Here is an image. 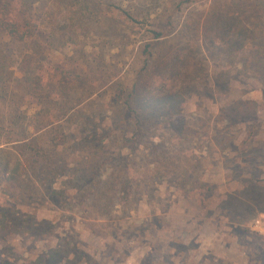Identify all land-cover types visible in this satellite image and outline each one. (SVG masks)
<instances>
[{
  "label": "rangeland",
  "instance_id": "rangeland-1",
  "mask_svg": "<svg viewBox=\"0 0 264 264\" xmlns=\"http://www.w3.org/2000/svg\"><path fill=\"white\" fill-rule=\"evenodd\" d=\"M236 1L33 0L35 15L72 39L42 58L51 97L21 108L28 113L24 127L45 141L53 122L66 130L62 156L72 171L86 175L99 201L119 177L139 182L142 194L137 208L125 214L118 206L111 218L97 219L86 208V214L75 212L81 194L73 188L65 207L51 194L69 178L36 180L18 144H7L20 131L12 121L21 92L0 99V264H264V235L252 225L264 215V65L251 62L241 70L240 63L252 51L264 54V0ZM88 7V14L62 13ZM119 9L137 20L124 19ZM243 27L260 45H246L223 61L225 53L215 48L226 47L224 38L239 43ZM154 29L165 37L156 40ZM148 44L153 49L146 53ZM26 48L16 42L5 47L14 78L22 76L15 68ZM171 53L183 61L179 82L156 71ZM144 69L167 90L186 89L172 121L177 129L185 123L194 128L184 148L166 118L160 130L137 124L143 102L128 96L143 82ZM59 104L65 108L60 114ZM181 153L179 168L165 164Z\"/></svg>",
  "mask_w": 264,
  "mask_h": 264
},
{
  "label": "trees",
  "instance_id": "trees-1",
  "mask_svg": "<svg viewBox=\"0 0 264 264\" xmlns=\"http://www.w3.org/2000/svg\"><path fill=\"white\" fill-rule=\"evenodd\" d=\"M70 1L71 0H55L56 3L64 4L66 2L69 3ZM231 2L237 5L236 0H231ZM32 3L33 0H0V99H9L13 94L17 95L18 91L21 92L20 98L22 99L21 102H18L15 105L16 116L12 121V124L17 126L20 131L18 132V137L16 136L13 139L8 140L7 144H18L16 149L23 158V166L36 180L44 178L43 181H45V184H51L52 182H57L58 179L69 178L68 182H62L60 184L58 190L53 189L51 194L52 197H57L63 200L62 202H65V207L68 204L67 199L70 196L69 189L73 188L76 190V196L81 194L78 206L74 205L75 212L86 214L87 209L88 211H91L92 216L97 219H99L98 217L111 218L113 213L114 215L118 213L116 208L118 206H123L124 213L129 214L131 210H134L139 205L138 197L140 199L142 194L140 187L141 184L139 182L128 180L124 177L114 179V182L110 184L108 189L109 193L102 192L104 198H102L103 201H99L97 197H95V186L90 183L85 185L86 175L82 176V174H80V176L77 171H72L67 160L62 156L61 149L64 148L68 139V132L66 130L62 129L60 126H54L56 122H53L49 125L50 127L53 126L51 130L47 131L50 138L45 141L42 140L43 138L41 139V137H31L28 130L24 127V122L28 119V113L23 112L21 108L31 104L39 106V104L41 105L42 103L47 102L50 99L49 97H51V94H48L51 84L48 85L46 82L47 78L44 80V75L42 76V67L44 66L41 62L42 58L45 57L49 49L58 48L59 46H67L72 39V36L67 34L68 32L66 29L58 28L55 25H48L51 21L49 22L48 20L42 19L40 16H36L33 11L34 8ZM241 7L242 3L238 8ZM67 9H64L62 13L65 15H78L81 14V12L88 14L87 11H90V7L83 10ZM60 10L61 9H58V11ZM118 11H120L121 16L126 20H137V18L135 19L132 14L126 10L119 9ZM246 19H250V17L247 16ZM260 27L263 28V25H257L254 28L258 29ZM193 30L195 32L197 31L196 28H193ZM251 32L252 30L250 28L247 29L246 27H243L241 30L242 39L237 44L234 42L228 44L226 43L227 39L224 38L225 40L223 44H225L226 47L215 48L220 51V54L225 53L222 60L225 61L228 59L230 61V58L233 59L240 50L245 49L246 45L254 44L258 47V45H260L259 40L256 41L257 38H252ZM153 33L156 40L165 37V34L162 31L154 29ZM9 42L20 43L27 47L25 53L21 55V60L18 61V66L15 68L18 69L22 75L19 79L14 78L17 71L14 70L15 72H13V69L11 70L12 66L9 59L12 58L8 57L9 54L7 53V50H5V47L7 48ZM4 44L5 47H3ZM151 48L152 45L148 44L145 52L147 53ZM153 52L154 51L151 50L149 57L146 59V68L154 56ZM179 54L181 53H177V55ZM177 58L179 57L175 56L174 53L168 54L162 64L163 68H159V66L156 68V71L161 69L169 72L170 75L177 78V82H179L181 73H183L181 72L183 68L180 67V64L183 61L181 58L176 60ZM241 60L242 62L240 63L243 65L241 70H244L245 68L246 70L251 69V62L255 63V67L258 65H264L262 48L257 52L252 51L251 54H249V57L246 58V56H244ZM240 63L238 62L237 64L240 65ZM153 70H155V68H153ZM260 70L262 72L264 69ZM227 73L229 75L230 70L227 71ZM149 74L148 70L144 69L143 75L141 76L143 82L134 86L132 98L131 95L128 96V100H138V103L143 102L140 108L141 116L137 117V124L139 125L140 122H142L147 131H150L153 127L156 128V126H158L160 130L161 125L158 123H161L162 118H166V123L169 120L168 124H173L176 129H173L174 132H178V145L184 148L186 144L189 143L188 139L193 135L194 128L190 125L187 126L185 123L177 129L175 122L172 121L180 116L178 111L183 106L182 102L188 95L185 93L186 89L182 91L167 90L165 89V87H168L166 84L145 77ZM10 78L12 81H10ZM128 100H126L124 104L130 107L131 101ZM44 109L48 110L49 108L44 107ZM57 110L58 114L65 111L63 104L57 105ZM51 116L52 115H50V119ZM176 124L179 126L178 123ZM52 133L54 134L51 138ZM47 144L49 145L46 146ZM155 152H157V149H155ZM172 161L175 162V165L179 168V163H184L185 161L183 153L180 154L178 159H174L169 155L166 158L165 164L168 165ZM168 168L172 169L169 166ZM156 172L158 173V170L154 171L155 176L157 175ZM183 176L186 180L190 179L186 174H183ZM87 196H90L88 200ZM90 199L92 200L89 204L88 202H90ZM149 227L150 226H148V229ZM145 230L143 231V229L140 228L137 231L142 233V231L145 232ZM137 231L135 233H137ZM147 231L144 236H146ZM51 251L53 252L55 249H52ZM90 264H96V262L91 260Z\"/></svg>",
  "mask_w": 264,
  "mask_h": 264
},
{
  "label": "built area",
  "instance_id": "built-area-1",
  "mask_svg": "<svg viewBox=\"0 0 264 264\" xmlns=\"http://www.w3.org/2000/svg\"><path fill=\"white\" fill-rule=\"evenodd\" d=\"M254 229L259 232L261 235H264V219L257 218L252 222Z\"/></svg>",
  "mask_w": 264,
  "mask_h": 264
},
{
  "label": "crops",
  "instance_id": "crops-1",
  "mask_svg": "<svg viewBox=\"0 0 264 264\" xmlns=\"http://www.w3.org/2000/svg\"><path fill=\"white\" fill-rule=\"evenodd\" d=\"M260 218H264V215H259Z\"/></svg>",
  "mask_w": 264,
  "mask_h": 264
}]
</instances>
